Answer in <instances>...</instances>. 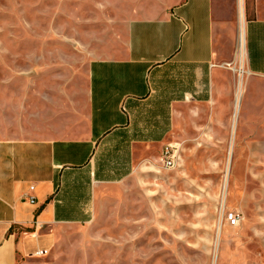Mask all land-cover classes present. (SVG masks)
Segmentation results:
<instances>
[{"label":"crops","instance_id":"crops-1","mask_svg":"<svg viewBox=\"0 0 264 264\" xmlns=\"http://www.w3.org/2000/svg\"><path fill=\"white\" fill-rule=\"evenodd\" d=\"M233 2L126 0L80 74L33 91L19 107L8 99L0 114V264L47 251L51 229L87 222L98 190L162 148L192 106L209 107L215 120L227 115L224 66L235 68L221 61ZM250 9L242 61L250 98L234 123L243 132L264 125V106H256L264 100V0Z\"/></svg>","mask_w":264,"mask_h":264},{"label":"rangeland","instance_id":"rangeland-1","mask_svg":"<svg viewBox=\"0 0 264 264\" xmlns=\"http://www.w3.org/2000/svg\"><path fill=\"white\" fill-rule=\"evenodd\" d=\"M238 2L229 6L231 35L223 37L230 52L221 62L236 70L224 66L227 115L215 120L209 107L192 106L190 121L162 148L152 147L124 181L98 190L87 222L49 230L47 253L17 264H264V125L243 132L236 122L232 140L230 130ZM120 3L126 0H0V114L8 99L16 108L33 91L80 74L118 26ZM251 4L242 1L245 23ZM247 78L240 107L250 98ZM166 146L171 168L161 161ZM232 211L241 217L236 227L224 218Z\"/></svg>","mask_w":264,"mask_h":264},{"label":"bare ground","instance_id":"bare-ground-1","mask_svg":"<svg viewBox=\"0 0 264 264\" xmlns=\"http://www.w3.org/2000/svg\"><path fill=\"white\" fill-rule=\"evenodd\" d=\"M238 9H239V14H238V35H237V51H236V61H237V74L238 76H240V74L242 73V61H243V31H244V20H243V14H242V7H241V2L239 0L238 2ZM246 74V73H242ZM241 75V76H242ZM241 87H242V83H241V79L239 77L237 84H236V95L234 98V103H233V114H232V127H231V140L233 137V133H234V123H235V119L237 117V113L238 110L240 108V97H241ZM230 150H231V141L229 144V151H228V155L230 154ZM221 206L224 205V197H222V201H221Z\"/></svg>","mask_w":264,"mask_h":264},{"label":"built area","instance_id":"built-area-1","mask_svg":"<svg viewBox=\"0 0 264 264\" xmlns=\"http://www.w3.org/2000/svg\"><path fill=\"white\" fill-rule=\"evenodd\" d=\"M171 152H172L171 147H168V146L164 147L162 151L161 161L163 162V165L165 168L173 167V158L171 156ZM29 189L32 190V187H30ZM28 201L30 204L34 203V199L32 197H29ZM224 218L230 227L238 226L241 221L240 214L234 211L224 214ZM46 253L47 251L36 250L34 252V256L41 257V256H44Z\"/></svg>","mask_w":264,"mask_h":264}]
</instances>
